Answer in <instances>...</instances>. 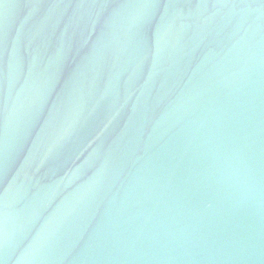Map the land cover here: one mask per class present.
Returning a JSON list of instances; mask_svg holds the SVG:
<instances>
[{
    "label": "water",
    "instance_id": "water-1",
    "mask_svg": "<svg viewBox=\"0 0 264 264\" xmlns=\"http://www.w3.org/2000/svg\"><path fill=\"white\" fill-rule=\"evenodd\" d=\"M0 264H264V0H0Z\"/></svg>",
    "mask_w": 264,
    "mask_h": 264
}]
</instances>
